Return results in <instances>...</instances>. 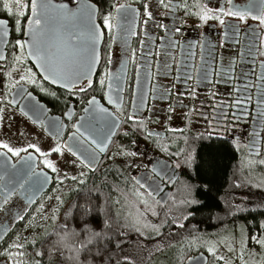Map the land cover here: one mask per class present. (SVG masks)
Wrapping results in <instances>:
<instances>
[{"label": "flooded vegetation", "instance_id": "obj_1", "mask_svg": "<svg viewBox=\"0 0 264 264\" xmlns=\"http://www.w3.org/2000/svg\"><path fill=\"white\" fill-rule=\"evenodd\" d=\"M25 2L0 0L6 21L0 30V264H41L32 256L29 229L48 201L61 202L63 149L87 176L113 168L165 205L179 189L206 186L211 178L200 173L208 159L198 144L225 140L234 149L229 170L235 181L234 193L220 201L252 205L250 176H264V25L252 17L264 13V0H113L99 12L98 70L70 89L48 82L32 61L28 44L41 26L32 21L45 18V8ZM229 10L247 14L246 20L221 15ZM205 13L213 18L203 19ZM105 18L113 29L104 27ZM115 120L102 153L97 132ZM43 170L52 181L40 191ZM182 201L188 209L200 203Z\"/></svg>", "mask_w": 264, "mask_h": 264}, {"label": "trees", "instance_id": "obj_2", "mask_svg": "<svg viewBox=\"0 0 264 264\" xmlns=\"http://www.w3.org/2000/svg\"><path fill=\"white\" fill-rule=\"evenodd\" d=\"M91 1L104 11L113 0ZM198 145L208 159L200 173L211 178L205 187L179 189L168 203L160 205L128 175L113 168L88 175L71 192L62 222L31 246L32 256L41 264H158L159 257L166 255L167 264L171 257H176L174 264H182L202 251L209 256L208 264H213L208 248L229 231L248 230L245 237L253 240H247L249 247L258 243L255 240L264 241V194L257 193H264V176H250L262 187L254 190L252 205L222 204L220 198L234 193L230 187L234 175L229 170L234 149L218 139ZM184 198L199 199L200 203L188 209ZM154 204L155 222L145 214ZM241 261L238 264H244Z\"/></svg>", "mask_w": 264, "mask_h": 264}, {"label": "water", "instance_id": "obj_3", "mask_svg": "<svg viewBox=\"0 0 264 264\" xmlns=\"http://www.w3.org/2000/svg\"><path fill=\"white\" fill-rule=\"evenodd\" d=\"M36 3L45 8L42 13L45 18L30 38L28 50L38 71L48 82L66 89L92 77L100 64L104 40V31L98 20L99 6L91 0H77L76 6H71L67 1L55 0H36ZM90 23L97 26L98 34L103 33L98 35L95 43V60L90 55L92 52V45L88 39ZM117 126L118 121L115 120L110 127L104 125V131L97 132L102 144L100 147L102 153H105L111 144ZM80 157L86 161L82 154ZM41 175L44 186L40 191H43L49 187L52 177L44 170ZM167 195L168 192L160 201L162 204L166 201ZM208 261V255L201 251L189 256L182 264H207Z\"/></svg>", "mask_w": 264, "mask_h": 264}, {"label": "rangeland", "instance_id": "obj_4", "mask_svg": "<svg viewBox=\"0 0 264 264\" xmlns=\"http://www.w3.org/2000/svg\"><path fill=\"white\" fill-rule=\"evenodd\" d=\"M26 0H20L21 6L25 5ZM7 5L17 6L16 0H5ZM59 171L57 172L58 179L61 181V202L59 201H48L47 205L44 206V212L41 215L42 219L31 222L30 225V241L31 245L34 246L36 242L45 234L46 231L53 228L54 226L60 224L63 220V216L68 207V203L70 201L71 192L78 188L87 178V170L77 164L74 159L68 154V152L63 149L62 156L60 160ZM257 175L255 179H257ZM260 183L259 185L253 184V194H255L254 190H261ZM260 194H264L262 192H257ZM256 196H260L256 194ZM255 197V195H253ZM255 200V199H254ZM264 203V201H262ZM157 209V207L153 206V208L146 211L147 217L155 222V215H152ZM230 232V231H229ZM225 233L223 238L217 242L213 241L211 246L208 248L209 254L212 255L213 260L211 263L213 264H238V260H243L244 264H264L263 255H264V241L258 242L255 246H248L247 240L253 241L252 239H246L244 229H236L235 232ZM257 242V240H255ZM37 254V253H36ZM242 256V258L240 257ZM166 255H161L158 259V264H167ZM36 258V257H35ZM170 258V257H169ZM38 258H36V261ZM176 257H171V263L174 264ZM210 261V259H209ZM208 264V263H207ZM240 264V263H239Z\"/></svg>", "mask_w": 264, "mask_h": 264}, {"label": "snow or ice", "instance_id": "obj_5", "mask_svg": "<svg viewBox=\"0 0 264 264\" xmlns=\"http://www.w3.org/2000/svg\"><path fill=\"white\" fill-rule=\"evenodd\" d=\"M228 2L231 3V0H228ZM16 3L19 5L20 4V0H16ZM165 6L167 7V5H165ZM30 7H31V9L35 10V9L41 7V5L37 4L36 0H30ZM9 11H11V9H9ZM221 15L233 16V17H236L240 21H245L246 18H247V14L239 13V12H233L231 10L222 12ZM152 18L153 17H152L151 12H148L147 13V19L151 20ZM202 18L203 19H211L213 17H211L210 15L205 13V15ZM215 18L219 20V23L221 25H225V23H226L225 20L221 19L220 16H217ZM252 18L253 19H259L260 24L264 25V13H262L260 17L253 16ZM89 20H91L90 17H89ZM32 23L35 24V25H41L42 17L38 15L36 18L33 19ZM145 23H147V21H145ZM103 24H104V27L106 29H108V30H111L114 27V25L110 21V18H105L104 21H103ZM5 25H6V21L0 20V30H2L5 27ZM232 27L234 29V32H238L239 31L238 25H233ZM6 34L7 33L5 32L4 35H6ZM102 34L103 33H99V34L97 33V26L95 24H91V23L89 24V27H88V39H89V42L92 45V52L90 53V55L92 56L93 60H95L94 47H95L96 40L98 39V35H102ZM21 47H23V45H21ZM99 83H100L101 86L104 85V81L103 80H100ZM92 86H93V82L91 80H89L88 81V87H92ZM109 87H111V85H109ZM80 91H85V89L84 88H80ZM90 103H95V101L94 100L90 101ZM101 111H104V110L101 109ZM2 146L4 148H7V151L12 153L13 155H19L18 151H14L12 148H9L7 145H2ZM29 147L34 148L35 146L34 145H30ZM36 151H39V149L37 148ZM53 151L59 153V152H61V148L60 147H56V148L53 149ZM48 167H52V165L49 164ZM55 170L56 169L53 168V171H55ZM257 242H259V241H257Z\"/></svg>", "mask_w": 264, "mask_h": 264}]
</instances>
